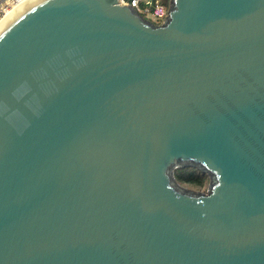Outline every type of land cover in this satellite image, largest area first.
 Wrapping results in <instances>:
<instances>
[{"label":"water","instance_id":"1","mask_svg":"<svg viewBox=\"0 0 264 264\" xmlns=\"http://www.w3.org/2000/svg\"><path fill=\"white\" fill-rule=\"evenodd\" d=\"M0 264H264V0H172L163 24L122 0L13 11Z\"/></svg>","mask_w":264,"mask_h":264},{"label":"built area","instance_id":"2","mask_svg":"<svg viewBox=\"0 0 264 264\" xmlns=\"http://www.w3.org/2000/svg\"><path fill=\"white\" fill-rule=\"evenodd\" d=\"M28 0H0V18L12 7L22 5ZM172 0H122L124 4H131L146 19L153 17V23L163 24L171 8Z\"/></svg>","mask_w":264,"mask_h":264},{"label":"trees","instance_id":"3","mask_svg":"<svg viewBox=\"0 0 264 264\" xmlns=\"http://www.w3.org/2000/svg\"><path fill=\"white\" fill-rule=\"evenodd\" d=\"M205 175L201 170L193 166L181 167L175 170V176L179 182H188L192 184L202 183L200 176Z\"/></svg>","mask_w":264,"mask_h":264},{"label":"rangeland","instance_id":"4","mask_svg":"<svg viewBox=\"0 0 264 264\" xmlns=\"http://www.w3.org/2000/svg\"><path fill=\"white\" fill-rule=\"evenodd\" d=\"M150 21H153V17H151ZM204 174L205 175L200 176L201 178L203 177L202 183H199V184H192V183H188V182H179V183L188 189L205 192L208 190L209 183H210V177L208 174H206V173H204Z\"/></svg>","mask_w":264,"mask_h":264},{"label":"bare ground","instance_id":"5","mask_svg":"<svg viewBox=\"0 0 264 264\" xmlns=\"http://www.w3.org/2000/svg\"><path fill=\"white\" fill-rule=\"evenodd\" d=\"M30 0L24 2L22 5H17L15 7H12L9 11H7L0 19V25L4 23L13 13V11L19 10L26 6Z\"/></svg>","mask_w":264,"mask_h":264}]
</instances>
